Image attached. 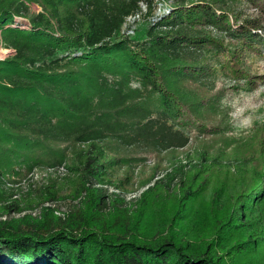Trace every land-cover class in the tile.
Here are the masks:
<instances>
[{
    "label": "trees",
    "instance_id": "obj_1",
    "mask_svg": "<svg viewBox=\"0 0 264 264\" xmlns=\"http://www.w3.org/2000/svg\"><path fill=\"white\" fill-rule=\"evenodd\" d=\"M166 1L170 14L156 21L155 0H0V44L14 50L0 60V264H264V149L211 158L208 167L226 170L212 186L234 176L211 202L196 173L184 176L201 171L202 157L164 168L130 202L134 189L114 182L125 153L166 156L190 145V127L211 135L224 125L202 73V51L219 43L211 29L264 46L260 23L233 29V0ZM242 1L264 13V0ZM17 17L30 29L5 27ZM62 166L59 185L52 174L18 185ZM160 187L176 212L154 203L166 197ZM65 199L78 204L59 214Z\"/></svg>",
    "mask_w": 264,
    "mask_h": 264
},
{
    "label": "rangeland",
    "instance_id": "obj_2",
    "mask_svg": "<svg viewBox=\"0 0 264 264\" xmlns=\"http://www.w3.org/2000/svg\"><path fill=\"white\" fill-rule=\"evenodd\" d=\"M155 2L156 9L153 19L160 21L164 15L170 14L171 3L166 0H155ZM228 6L230 7L228 13L229 21L233 29H236V27L243 23L246 25L248 21L260 23V26L254 29L253 32L260 35L261 37L257 39L264 43V13L248 1L233 0L229 1ZM32 7L37 12L40 10L37 4H32ZM143 10H146L145 5H143ZM138 17L139 15L136 18L128 19L124 27V29H127L128 34L134 33L128 26H134ZM10 26L24 29H30L31 27L29 19L27 20L24 17H17L5 24V27ZM211 32L212 34L217 33L216 36L219 43L216 42L213 46H209V48L202 51L204 56V58L201 56L204 60L202 73L209 76V82L214 87V92L218 95L220 109L223 112H227L225 120L223 118L224 125L220 127L218 133L211 135L200 134L196 125L190 127L189 131L186 132L192 135L190 145L184 150L166 153V156H151V154L139 153L135 150L125 153L124 158L119 161V166L113 169V176L114 182L123 185L124 189H134L133 194L124 193L128 202L132 201L134 197L139 196L153 184L157 176L159 178L162 177L160 172L164 171V168H170L175 162H179L180 160L183 163L189 159L198 162L200 159L198 157L205 159L201 163L202 166L199 167L201 171L197 173L190 170L184 176L186 180L190 181L194 173H196L197 177L195 180L197 181V186L206 185L210 193L205 194L204 199L211 202L213 189L217 187L221 191L226 190L229 185H232L234 177L229 175L224 185L212 186L215 177L221 172L224 173L223 175H226V170L219 169V167L217 169V166L208 167V162L211 158L219 156L220 159H223L235 147L241 146H243L244 151L257 152L259 157L261 154L259 151L264 149V137L255 136V129L264 125V46L257 44V47H261L259 50L245 48L239 41L226 36L225 32H220L217 28L211 29ZM11 54H14L13 49L6 48L3 44H0V60H4ZM194 136L199 137V139L193 140ZM201 147L205 148L201 149ZM205 162L206 164H204ZM233 173L235 172L233 171ZM50 174H52V179H55L59 185L60 180L56 177H63L69 174V171L64 166L57 170H39L34 175L29 174L18 185L26 186L28 182L26 179H31L32 181L40 180L42 182L50 181L49 179L45 180ZM188 184L187 181L183 180V183L180 185L186 187ZM71 187L72 185L70 184L68 186L63 185L64 194H69ZM113 190L114 188L111 187V191ZM165 190V187H160L157 190V195L164 194L166 197L156 198L154 203L162 207L161 209L163 210L167 209L176 212L177 206L170 199L172 195L169 196ZM209 202L208 204H210ZM74 204H78V202L73 203L65 199L59 204L60 209L58 213L63 214ZM124 207L136 209L138 206L130 203ZM213 208H215V211L218 210L216 207ZM162 216L169 221L173 215L171 213H163ZM16 217L18 218V216Z\"/></svg>",
    "mask_w": 264,
    "mask_h": 264
}]
</instances>
